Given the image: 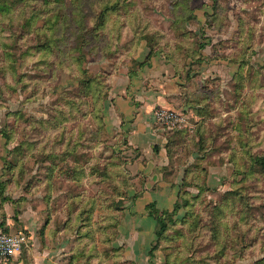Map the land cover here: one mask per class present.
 <instances>
[{
  "label": "rangeland",
  "instance_id": "1",
  "mask_svg": "<svg viewBox=\"0 0 264 264\" xmlns=\"http://www.w3.org/2000/svg\"><path fill=\"white\" fill-rule=\"evenodd\" d=\"M155 55L188 94L176 109L198 107L156 125L184 178L171 209L148 206L162 235L124 260L146 185L104 109ZM262 164L264 0H0V208L45 210L82 264H264Z\"/></svg>",
  "mask_w": 264,
  "mask_h": 264
},
{
  "label": "crops",
  "instance_id": "2",
  "mask_svg": "<svg viewBox=\"0 0 264 264\" xmlns=\"http://www.w3.org/2000/svg\"><path fill=\"white\" fill-rule=\"evenodd\" d=\"M150 65L154 73L147 72L145 68L140 70L137 76L126 82L125 87H120L113 102L104 109L106 131L115 132L123 140L124 148L139 152L130 164V173L139 175L146 185L129 206L128 212L133 215L128 220L131 226L122 230L119 226L120 236L122 234L124 238L120 242L124 260H131L130 253L136 243H139L138 247L142 246V250L148 249L155 237L156 225L153 217L147 213L148 206L154 204L159 210L171 209L183 177L184 166L181 165L177 173L164 174L169 165L165 153L167 140L161 131L163 127L156 126L154 110L164 107L180 113L176 109L180 106L178 102L182 103L181 99L188 94L183 92L182 82L171 64L155 55ZM196 107V103L185 105L180 113L181 120L185 121L186 117L194 115ZM19 209L21 211L15 217L8 205L0 208L2 229L10 234L22 231L27 237L23 249L2 264H82L76 254L77 245L83 240L76 237L69 241L70 233L66 234L65 225L56 226L53 220L47 221L45 210ZM132 222L135 226H132Z\"/></svg>",
  "mask_w": 264,
  "mask_h": 264
},
{
  "label": "built area",
  "instance_id": "3",
  "mask_svg": "<svg viewBox=\"0 0 264 264\" xmlns=\"http://www.w3.org/2000/svg\"><path fill=\"white\" fill-rule=\"evenodd\" d=\"M180 113L172 109L158 107L154 110V120L157 124L172 125L180 122ZM27 242L26 234L18 231L14 234L5 232L0 226V264L7 261L15 253L20 252Z\"/></svg>",
  "mask_w": 264,
  "mask_h": 264
},
{
  "label": "trees",
  "instance_id": "4",
  "mask_svg": "<svg viewBox=\"0 0 264 264\" xmlns=\"http://www.w3.org/2000/svg\"><path fill=\"white\" fill-rule=\"evenodd\" d=\"M94 115V122H95V124H97L98 125V122L96 121V119L97 118H99V115H97V114H93ZM101 126H102V123L101 122H99V128H101ZM263 159V158H262ZM262 167H264V164H262ZM184 178V176L182 177V179ZM150 206H152V204H150ZM149 206V207H150ZM148 215L150 216V217H153L154 219H155V222H156V225H155V236L156 237H160L161 235H162V233H163V231H164V229H165V224H164V222L162 221V219H160L159 217H155L154 216V213H149L148 212ZM92 226H93V228H94V226H95V222L93 221L92 222ZM111 226H113V225H109V227H111ZM152 251H150V253H151ZM85 264H90V262H88V263H85Z\"/></svg>",
  "mask_w": 264,
  "mask_h": 264
}]
</instances>
